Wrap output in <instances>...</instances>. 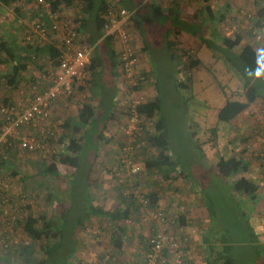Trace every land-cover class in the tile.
I'll use <instances>...</instances> for the list:
<instances>
[{
	"label": "rangeland",
	"instance_id": "374dc122",
	"mask_svg": "<svg viewBox=\"0 0 264 264\" xmlns=\"http://www.w3.org/2000/svg\"><path fill=\"white\" fill-rule=\"evenodd\" d=\"M161 1L163 6L168 8L172 0ZM199 1L202 0L187 2L191 6H197L200 5ZM121 2L130 9L142 3L135 10L137 13H131L135 17L132 26L137 35H142L149 44L150 58L158 68L152 83L159 95L160 111L153 121L140 117V132L125 134L129 120L128 109L132 102L145 103L154 96V89L147 90L145 85L142 87L145 80L140 81L138 78L123 84L118 105L115 107L118 108V115L108 123L100 140L96 139L100 124L87 129L82 167L77 173V182L84 181L92 157L97 152L95 172L90 183L95 184L91 188H99L97 186L100 185V190L104 193L98 191L94 195V202L105 210L116 209L119 204L117 187L120 185L126 186V191L134 196L137 209L135 218L126 223L128 240L121 252L109 241L110 224L103 219L92 218L86 229L76 237L77 243L74 245L79 251L75 253L71 264H145V246L156 227L164 229L177 243L176 249L167 251L165 264H205L207 257L216 258L227 249V255L233 264H264V198L260 203L258 201L248 204L246 199L253 194L239 196L231 187L234 180L244 175L237 174L233 179L226 180L216 171V163L220 158L236 156L243 161L246 156L254 167L262 168V172H258L257 176L256 172L252 173L253 177L264 178V130L258 120L260 115H264V110H258L251 116L253 127L247 136L238 132V137L234 134L235 131L230 130L231 123H223L218 119L219 110L227 100L245 102L246 96L239 72L240 64L234 52L230 53L219 39H215L216 37L211 38V33L217 32V28L220 30L217 20L206 26L183 24L182 39L184 35L193 36L198 33L196 36H199L200 40L192 50L178 52L181 69L175 73V70L172 71L168 66L170 60L166 40L174 38V31L182 24L174 22L169 16H159L151 12L150 0ZM17 6L21 8L19 15L14 12ZM38 10L39 7L30 0L15 4L11 8H3L0 12V37L10 39L16 49L24 47L27 44L26 38L33 35L36 23V18H32L31 14ZM64 12L66 19L74 24L79 23L80 16L83 18L78 4L65 8ZM256 13L257 9L252 5L239 10L236 15L227 18L222 32L234 35L233 38L242 35L247 41L259 44L252 34ZM259 32L263 37V43L260 45L264 46V30ZM56 36L50 35L45 43L54 44V41H57ZM178 49L181 50L180 47L176 48L177 51ZM193 60H199L200 65L187 73L183 67ZM50 67L48 58L38 61L37 65L31 64L23 74L19 86L11 88L3 79V75L10 69L1 66L0 101L4 98H9L11 103L19 101L23 94L30 93L37 81L43 80L42 77ZM106 69L107 59L104 58L100 70L104 73ZM172 75L173 83L170 81ZM189 76L190 89L176 86V82H185ZM135 87H142L143 91H136ZM99 88L98 85V90ZM90 89V83L80 87L74 85L72 96L63 101L67 106H63L59 112L54 110L46 124L54 127L62 125L70 118L74 119L77 125L79 109L84 104L97 103L95 97L102 93L96 89L93 97ZM110 93V90L104 91L103 99ZM261 93L264 96V90H261ZM159 118L164 120L168 133L167 155L176 164L173 178L170 180H163L160 174L146 169L145 159L155 153L143 142H138V138L143 137L146 132L154 131V122ZM81 129L82 134L83 128ZM36 133L40 135L39 131H33V134ZM68 135L70 134L67 133ZM37 140H41L39 136ZM58 140L59 138L49 142L45 152L20 154L15 149L6 154L7 161L12 163L0 177V197L6 195L11 199L10 214L16 216L17 221L27 216V206L31 207L30 211L46 214L54 221H59L58 212L62 205L57 207V203L69 199L67 197L70 192V177L76 170L71 172V167H64L67 172L65 176L52 179L42 177L38 172L43 162H52L54 153L62 152ZM67 142L66 139L62 143L68 144ZM243 149H248L249 152L243 154ZM133 166L139 167L138 173L132 172ZM13 170H17L16 175H13ZM180 172L187 178L183 174L179 175ZM246 177L251 178L248 174ZM262 188L264 189V186ZM152 191L159 195L160 200L155 212L164 215L163 222H157L145 213L152 211L149 207H146L143 213L139 212V197H146ZM101 198H104V201H101ZM21 199L24 200V205L19 208L22 212L17 213L15 210ZM181 216H186V225L180 222ZM65 231L74 234L79 229L68 222ZM141 237H144V241H141ZM66 239V244L69 245L71 238ZM206 239H209L208 244L205 243ZM28 243L29 239L16 224H8L4 219H0V254L8 250L15 253ZM209 246L213 248L211 251ZM178 255H181L179 262ZM11 257L13 259L14 255Z\"/></svg>",
	"mask_w": 264,
	"mask_h": 264
},
{
	"label": "trees",
	"instance_id": "16d2710c",
	"mask_svg": "<svg viewBox=\"0 0 264 264\" xmlns=\"http://www.w3.org/2000/svg\"><path fill=\"white\" fill-rule=\"evenodd\" d=\"M27 1L28 0H0V12L3 8H11L15 4ZM50 2L52 3L54 10H58L60 7L71 8L75 4H78L83 17L81 18L80 16L79 22L80 27L84 31V35L90 38L92 46L103 38L99 45L105 47L106 51L104 56L106 55L109 61H113V38L112 36L104 37L106 25L105 15L109 7L107 0H52ZM18 6L14 8V12H16L17 15L21 13V8ZM157 11L159 12L158 9ZM207 12L209 16L212 17L209 8H207ZM84 16H86V18ZM31 17L34 19L36 18L35 22L41 21L46 26L50 25V21L47 18L41 17L40 8L36 13L32 12ZM222 18V16H219L218 22H221ZM90 22L95 25L93 31L88 29ZM242 39L243 37L241 35H236L233 39L224 38L221 42L222 46L233 54V51L241 44ZM167 46L172 53V59H174L173 43L168 41ZM59 56L60 51L53 43H45L43 46L38 47L34 44L27 43L24 47L16 49L14 43L10 39L0 37V67L4 66L5 69H10L3 75V79L5 80L6 85L11 88L19 86L23 74L31 64L37 65L38 61L48 58L51 67H53L57 65V59ZM235 58L238 59L240 64L239 72L244 83L246 101L238 102L227 100L224 107L221 108L218 113V119L223 123H231L236 117L246 111L259 97V90H263L262 83L264 81L259 78V73L264 65L263 54L257 51L253 46L247 45L243 47L239 55L237 57L235 56ZM102 65V55L97 54L96 51V54L92 58L91 65L89 66L91 79L96 77L98 74V68H101ZM199 65V60H193L185 64L183 69L187 73H190L193 68ZM91 79L89 80V83ZM176 86L185 90L190 89V76L185 82H176ZM134 89L136 90L137 88ZM10 103L11 101L9 98H4L2 102L0 101V106L2 104ZM136 110L139 116L153 121L160 111V100L157 97L152 101L142 103ZM94 115V107L91 104H84L78 111L77 125H75L74 119H67L64 121L61 125L64 130L63 135L59 137L58 142L62 143L67 139V149L64 153L55 155L52 162H43L38 171L40 176L52 179L60 178V168L72 167L76 170V172L70 177V184L72 186H70V192L67 197L69 200L58 203L59 205H62L60 206L62 209L58 212L59 221H54L46 214L30 211L31 207L27 206V216L25 219L18 220L16 225L21 230L22 234L29 239V243L23 245L20 249H17L15 253L8 250L5 251L4 254H0V264H71V260H73L75 253L79 251L74 245L77 243L76 237L86 229L87 224L92 218L103 219L110 224L111 233L109 235V241L119 252L123 250V246L126 240H128L127 227H125L126 223H129L135 218L134 214L137 209L133 195L125 196L124 191L127 190L126 186H120V198L122 199L123 204L127 205L124 208L120 206L114 210H105L103 207L94 206L93 200L89 198L82 200L81 196L83 193H79V188H75L78 185L77 183H79L77 182L78 179H76V177L82 167V154L87 134L86 131L92 125H96ZM154 123V131L152 133L146 132L143 137L138 138V142H143L155 153L152 157L145 159L146 169L160 174L163 180H170L173 178L172 174L175 171L176 164L167 155L169 148L168 133L162 118L156 119ZM81 128H83L82 134ZM102 128H104V125H102ZM67 133L70 135L67 136ZM97 140H100V135ZM11 151V148L5 147L2 150V154H0V177L8 165L12 163L11 161H7L6 157H3ZM92 158L86 178L84 181H80L81 184L86 183L87 186L90 181L89 179H91L95 172L97 152ZM248 168V165L236 156L227 159L220 158L216 163V171L218 175L226 180L233 179L237 174H247L249 171ZM14 169H16V167H14ZM12 172L13 175H16L17 170H13ZM181 174H183V172H180L179 175ZM184 177L187 178L186 175H184ZM231 187L239 196L254 194L258 189L257 185L246 177H240L234 180ZM77 198H80V200H76ZM146 198L149 200L148 207L152 210H156L160 200L159 195L155 191H152L146 196ZM68 222L69 224L78 227L79 231L74 234L66 232L65 228L68 226ZM180 222L182 225H186V216H181ZM67 233L68 235H66ZM69 237L71 238V241L69 245H67L66 238ZM208 240L209 239L205 240L206 244L209 243ZM141 241H144V237H141ZM209 248L210 251L213 249L212 246H209ZM145 249L146 252H148L147 245L145 246ZM227 253L228 249L224 250L223 254L219 253L216 258L209 256L207 257L205 264H233ZM12 254L15 259L14 257L12 259Z\"/></svg>",
	"mask_w": 264,
	"mask_h": 264
},
{
	"label": "built area",
	"instance_id": "2783aa9c",
	"mask_svg": "<svg viewBox=\"0 0 264 264\" xmlns=\"http://www.w3.org/2000/svg\"><path fill=\"white\" fill-rule=\"evenodd\" d=\"M41 10V17L47 18L50 25L46 26L41 21L36 22L33 29V35L26 38L27 43L35 46H43L48 37L52 34L57 35L56 40L59 46L60 56L57 59V65L50 67L47 73L42 77L43 80L37 81L32 87L29 94H23L22 98L10 104L0 106V154L1 148H11L12 151L18 150L20 154L45 152L47 144L56 140L63 135L61 125L49 126L47 121L51 118L54 108L65 98L72 96L73 85L85 86L91 79L89 66L93 58V49L90 47L84 31L78 24L65 17V7L54 10L49 0H30ZM195 1V0H193ZM132 14L119 6L117 3L109 4L106 12L105 33L107 36L117 34L123 43V50L119 55V64L121 70L125 73V78L133 82L135 79L133 71L138 65L136 48L133 46L130 35L124 28V25L130 20ZM255 41L263 43V37L257 29L252 30ZM41 78V79H42ZM144 81V77L139 78ZM136 88V87H135ZM142 104L139 101H133L129 107V120L125 134L133 135L140 132L141 126L139 119L141 116L137 113V107ZM261 128L264 130V115L258 117ZM41 124L43 127H41ZM33 131H39L33 134ZM41 140H37V137ZM62 152L53 151L55 155L64 153L68 144L60 143ZM131 150V148H130ZM53 155L52 158L55 156ZM6 154L3 156L5 157ZM127 157V156H126ZM130 164V163H129ZM139 167L133 166L132 172L138 173ZM73 172L74 168H70ZM67 172L60 168V174L65 176ZM129 196V192H124ZM137 196V195H135ZM134 197V196H133ZM24 200L19 201L16 212L21 213L20 206L24 205ZM139 212L143 213L148 207L149 200L139 197ZM11 199L6 195L0 197V219H4L8 224H16V216L10 214ZM150 218L157 222L165 221L161 212L146 211ZM7 246V245H6ZM148 252L145 257V264H165V253L167 250L176 249L175 239L164 231V229L155 228L147 242ZM181 255L177 256V262L180 261Z\"/></svg>",
	"mask_w": 264,
	"mask_h": 264
},
{
	"label": "crops",
	"instance_id": "0c3cea01",
	"mask_svg": "<svg viewBox=\"0 0 264 264\" xmlns=\"http://www.w3.org/2000/svg\"><path fill=\"white\" fill-rule=\"evenodd\" d=\"M121 1L122 0H107V3H108V6L111 3H117L119 6L123 7L124 9H126L127 11H129L132 14L137 13L135 10L138 9V7L142 5V3L140 2V4H137L136 7L130 9L128 7L123 6ZM187 1H189V0H179V2L177 0H172L171 5L168 6V8L163 6L161 0H150L151 4L149 5L151 12H154L159 16H164V17L169 16L174 22L178 21L180 24H182L181 26H178L177 30L174 31V38L169 40L174 45V51H173L174 59H172V56H171L172 53L169 51L168 46H167V54H168V57L170 60V62L168 63V66L172 71L175 70V73L181 69V64L179 62L180 57L178 56V52L183 51V50H187V49L192 50L193 47H195L197 45V43H199V40H200L199 36H196V35H198V33L194 34L193 36L192 35H189V36L184 35V37L182 39L183 34L181 35V33L184 31V29L182 28L183 24H185V25L197 24L199 26H201V25L206 26V25H212V23L217 20V27H219L220 30L217 28V30H215L217 32L211 33V35H213V36H211V38L214 39L216 37L215 39L216 40L219 39L220 41L224 38L233 39L234 35H232V34L227 35V34L222 32V26H225L223 24L227 22L226 20H227V18H229V16L236 15V13L239 10L242 11L243 9H247L248 7H250V5H252L254 8L257 9V13H256V15L253 19V23H252L253 27L255 29H258L259 31L264 30V0H202V1H199L200 5H197V6L189 5L190 3L188 4ZM219 3L222 5H219ZM218 6H220V7L218 8ZM207 8H209L211 10L212 17L209 16V14L207 12ZM157 9L159 10V12L157 11ZM139 10H140V8H139ZM203 10H204V12H203ZM170 11H172V12H170ZM219 16L223 17L221 22H218ZM84 17L86 18V16H84ZM105 17H106V15H105ZM134 18L135 17L132 16L130 18V20L124 25V28L128 32V35H130V39H131L133 46L136 47V49H137L136 53H137V57H138V65L133 71V76H134V78H137V79L140 77H144L145 82L142 85V87L145 85V86H147L146 87L147 90H151L150 88L154 89V91H153L154 96L152 97V99L149 100V101H152L157 97L159 98L156 87L152 83V80L155 77V72H158V68L155 67V63L150 58V52L151 51L149 48V44L145 41V38L142 35H137V32L133 30L132 24H133ZM232 20H234V19H232ZM77 24L80 26V22ZM94 27H95V25H93L92 22H90L88 29L90 31H93ZM104 34H105L104 37H106L107 35L105 33V30H104ZM111 36L113 38L112 39V49L114 51L113 61H109L108 57H106V55L104 56L105 51H106L105 47L99 45L103 38L100 39L94 46H92L90 43V41H91L90 38L86 37L88 42L90 43V47L93 49V56L96 54V51H97V54L102 55V62H103L104 58L107 59V69L105 70V72L103 73L102 70H100V68H98V74L96 75V77L94 79H91L90 91H91L93 97H95L93 94L94 91H96V89L98 90V85L100 86L98 91L101 90L102 93H104V91H109V90L111 91L110 95L108 97L106 96L107 98H105V100L102 97L103 94L100 93L99 97H101V98L95 97L97 103L91 104L94 107L95 124H100V127L98 129L99 133H97L96 139L98 138L99 135L101 137V135L105 132V129L107 128L108 123L112 120H115V118H116L115 115H118V108L115 109V107H116V105H118V98H120V95H121L120 94L121 88H122L123 84H125V82L128 81L125 78V75H124L125 73L121 70V67L119 64V55H120L121 51L123 50V43L121 42V40L117 34H114ZM166 43L168 44L167 40H166ZM57 44H58V41H54V45L59 46ZM247 45L253 46L255 49H257V51L261 52L264 56V51H262V50H264V46H261L260 44H256L253 42H249L244 38L242 39L241 44L233 51L235 53V56H238L240 51L243 49V47H245ZM178 47H180L181 50L178 49V51H177L176 48H178ZM259 78L264 81V65H263L262 70L259 73ZM170 81H172V83H173V75H172ZM76 85H78V84H76ZM78 86L80 87L81 85H78ZM95 86H97V88ZM73 87H74V85H73ZM73 87H72V89H73ZM142 87H141V89H140V87H136L137 88L136 91L142 90L143 89ZM262 87L264 90V82L262 83ZM146 102H148V101H146ZM63 106L64 105H62V102H60L54 108V110L56 112L58 110V112H59L63 108ZM258 110L259 111L264 110V96L262 95L261 90H259V97L256 99V101L246 111H244L242 114H240L238 117H236L231 122V127H230L231 129L230 130L235 131L234 134H236V135L238 134V132H242L243 136H247L249 133L248 131H250L251 128L253 127V125H252L253 120H252L251 116L254 115V113H257ZM68 119H70V118H68ZM103 121H105V122H103ZM102 125H104V128H102ZM237 136L239 137V135H237ZM241 152H243V154H245V153H248L249 150L246 149V151H245V149H243ZM244 160H243V162L246 163L249 167L248 168L249 171L247 174L251 176L250 180L253 183L258 185L257 192L255 194L251 195L252 197L246 199V202H248V204H250V203H254V202L259 201V203H260L263 201V198H264V189L262 188V186H264V178L263 177H253L252 173L256 172L255 174L257 176L258 172H262V168L258 167V166L254 167L251 160H248V158L246 156L244 157ZM242 174L244 175V177H246V173H242ZM89 180H91V179H89ZM77 184L78 185L75 188H79V193H83L81 196L83 198L82 200H86L89 198V199L93 200L94 206L102 207L97 202L96 203L94 202V199H95L94 195L96 193H98V191L101 193H104V191L100 190L101 189L100 185L97 186L99 188H96V187L91 188L95 184H93V183L91 184L90 181L88 183V186L86 183L81 184V182H79ZM69 186H72V185L70 184ZM73 188H74V186H73ZM120 192H121V188H120V185H118V191H117L118 202H119L118 207L122 206L124 208L127 204H123L122 199L120 198V195H119ZM100 200L104 201V198H101ZM57 207H59L58 203H57ZM167 251L165 253V256L167 255ZM145 252H146V249H145ZM117 264H118V262H117Z\"/></svg>",
	"mask_w": 264,
	"mask_h": 264
},
{
	"label": "clouds",
	"instance_id": "9594fccd",
	"mask_svg": "<svg viewBox=\"0 0 264 264\" xmlns=\"http://www.w3.org/2000/svg\"><path fill=\"white\" fill-rule=\"evenodd\" d=\"M262 51H264V50H262Z\"/></svg>",
	"mask_w": 264,
	"mask_h": 264
}]
</instances>
